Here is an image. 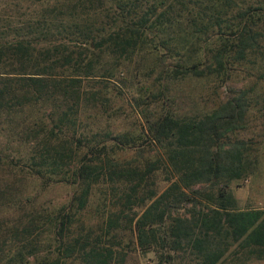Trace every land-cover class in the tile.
<instances>
[{
  "label": "trees",
  "instance_id": "16d2710c",
  "mask_svg": "<svg viewBox=\"0 0 264 264\" xmlns=\"http://www.w3.org/2000/svg\"><path fill=\"white\" fill-rule=\"evenodd\" d=\"M41 1L37 21L2 22L0 167L58 178L73 195L43 230L30 198L15 210L25 214L18 224L3 229L0 220V264H125L128 249L157 247L167 250L159 264L264 260V207H239L230 183L246 174L247 149L229 138L245 128L264 90L239 89L187 118L160 113L148 120L157 149L107 126L75 138L76 121L111 101L87 82L110 81L138 54L158 69L146 88L161 102L169 99L162 91L169 77L223 82L242 62L264 78V0ZM10 142L29 151L14 157ZM162 172L166 183L158 188ZM99 186L113 195L94 193ZM19 194L0 193V208L11 210ZM95 194L107 202L93 219L86 214L99 204ZM6 231L22 243L11 256L1 240Z\"/></svg>",
  "mask_w": 264,
  "mask_h": 264
},
{
  "label": "rangeland",
  "instance_id": "374dc122",
  "mask_svg": "<svg viewBox=\"0 0 264 264\" xmlns=\"http://www.w3.org/2000/svg\"><path fill=\"white\" fill-rule=\"evenodd\" d=\"M41 3V0H0V31L3 29L2 22H8L13 27L22 24L19 22H28L31 18L37 21L41 12ZM172 61L174 60L169 62L171 69L174 67ZM152 62L151 58L138 54L133 61L127 62V66L123 68L124 72L119 73L117 77L108 79L110 81H104L101 78L89 80L87 82L89 87L107 90L111 101L106 109H101V105H97L91 109V114L85 113L81 119L76 121L77 134L75 138H78L80 134L94 133L98 128L107 126L115 129V131L129 133V136L140 135L138 141L142 144L141 148L146 151L153 148L157 149L159 144L149 130L148 120L155 121L160 113L170 110L182 118H187L199 111L208 112L214 103L226 100L239 89L244 88L247 91L258 88L259 91L264 90V78H258L251 64L241 62V66L235 69L237 73L223 82L213 78L209 80H202V78H165L162 81V91L168 95L169 99L161 102L158 97L149 96L146 88L148 83L153 82L158 74V69L152 67ZM135 73L139 74L133 78ZM251 94L252 92L249 95ZM98 102L100 103V100ZM92 105L95 104L92 102ZM94 109L96 111H93ZM229 138L232 141L243 140L247 149L246 162H248L249 168L243 177L234 179L230 183V189L235 195L239 207H264V100L258 104L253 100L251 112L246 118L245 128L236 129ZM4 143H6L4 138H0V152L5 148L3 147ZM10 145L11 148H8L7 152L14 157L17 155V150L20 153L29 151V144L12 147L10 142ZM132 154L133 152L129 150L128 160H133L136 157ZM28 163L33 164L34 162ZM24 171L23 174L14 172V168L11 167H0V193H13L15 195L20 193L16 196L17 204H13L11 210H8L7 206L0 208L1 225H5H3V229H9L18 224L19 217L25 216V214L22 212L24 211L22 208L21 211L15 210L24 206L23 200L30 198L33 202L35 200L39 210L38 215L41 217V222L36 225L41 226L40 229L43 230L48 225L46 218L62 212L67 200L73 195V188L58 178H38L32 174V170H28L26 167H24ZM166 175L163 172L160 174L156 184L158 188L165 185ZM94 193H99V195L106 193L108 198L113 195L107 186L95 189ZM96 194L94 200L99 204H97L98 206L94 205L86 214L88 217L92 216L93 219L98 210H103V203L107 202L100 197L98 198ZM26 212L31 213L32 210L28 209ZM23 220L26 221V217ZM12 235L11 241L8 239L9 233L7 231L1 236V240L7 239L8 248L6 250L10 256L21 251L19 247L22 246V243L17 239L16 232ZM123 248L122 251L128 249ZM128 251L130 260L129 262L126 260L125 264H159L160 258L167 250H161L160 247H157L154 251L145 252L139 248L136 250L130 248ZM180 253L177 251L174 252V255H180ZM227 264H264V260L250 258L243 263L238 262V260H230Z\"/></svg>",
  "mask_w": 264,
  "mask_h": 264
}]
</instances>
